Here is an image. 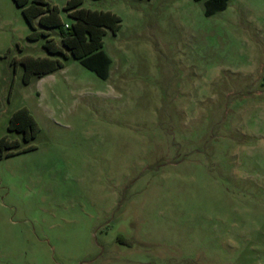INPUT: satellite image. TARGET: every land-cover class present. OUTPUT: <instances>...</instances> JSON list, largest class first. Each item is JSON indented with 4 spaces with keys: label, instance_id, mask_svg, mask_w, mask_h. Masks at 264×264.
Listing matches in <instances>:
<instances>
[{
    "label": "rangeland",
    "instance_id": "374dc122",
    "mask_svg": "<svg viewBox=\"0 0 264 264\" xmlns=\"http://www.w3.org/2000/svg\"><path fill=\"white\" fill-rule=\"evenodd\" d=\"M204 1L81 0L119 18L102 79L0 0V137L38 126L0 158V264H264V0ZM23 55L62 66L23 83Z\"/></svg>",
    "mask_w": 264,
    "mask_h": 264
},
{
    "label": "trees",
    "instance_id": "16d2710c",
    "mask_svg": "<svg viewBox=\"0 0 264 264\" xmlns=\"http://www.w3.org/2000/svg\"><path fill=\"white\" fill-rule=\"evenodd\" d=\"M29 28L27 40L43 38L42 48L48 55L65 58L66 51L86 69L99 78H106L109 58L102 51V36L108 29L114 33L119 27V18L110 11L90 10L79 7L81 0H66L62 10L69 18L61 22L58 10L45 0H12ZM205 15H212L227 5V0H205ZM34 22L38 28H35ZM56 29L57 43L49 36V30ZM22 66V82L27 83L32 76L41 77L62 66L57 57L23 55L15 60ZM6 129L19 133V139L0 137V158L32 148L28 143L38 132V126L25 107L14 110L8 117Z\"/></svg>",
    "mask_w": 264,
    "mask_h": 264
}]
</instances>
